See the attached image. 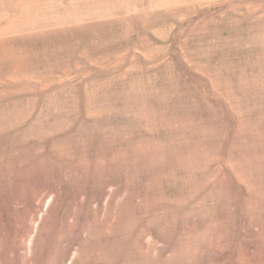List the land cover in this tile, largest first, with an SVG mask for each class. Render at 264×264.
Masks as SVG:
<instances>
[{
  "label": "rangeland",
  "instance_id": "374dc122",
  "mask_svg": "<svg viewBox=\"0 0 264 264\" xmlns=\"http://www.w3.org/2000/svg\"><path fill=\"white\" fill-rule=\"evenodd\" d=\"M0 264H264V0H0Z\"/></svg>",
  "mask_w": 264,
  "mask_h": 264
}]
</instances>
